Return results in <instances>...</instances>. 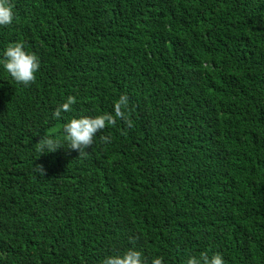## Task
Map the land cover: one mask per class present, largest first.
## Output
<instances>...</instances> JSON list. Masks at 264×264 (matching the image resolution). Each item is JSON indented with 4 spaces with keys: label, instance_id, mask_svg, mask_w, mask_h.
<instances>
[{
    "label": "trees",
    "instance_id": "1",
    "mask_svg": "<svg viewBox=\"0 0 264 264\" xmlns=\"http://www.w3.org/2000/svg\"><path fill=\"white\" fill-rule=\"evenodd\" d=\"M13 2L0 52L22 41L41 66L27 85L0 66V264H264V0ZM122 94L128 119L67 147L64 122Z\"/></svg>",
    "mask_w": 264,
    "mask_h": 264
},
{
    "label": "clouds",
    "instance_id": "2",
    "mask_svg": "<svg viewBox=\"0 0 264 264\" xmlns=\"http://www.w3.org/2000/svg\"><path fill=\"white\" fill-rule=\"evenodd\" d=\"M15 18V4L13 0H0V27L11 25ZM0 66L17 82L29 84L36 79V74L40 70L41 62L36 52L29 50L24 42L14 41L9 43L0 52ZM77 102L76 97L68 96L60 103L52 115L55 118H62L63 114L72 111L73 105ZM127 94H122L118 99L115 112L98 113L96 115H77L64 122L63 131L66 137L67 147L76 149L80 155H87L86 149L93 145L97 133L108 124H115L117 117L128 119L125 107L128 105ZM105 141L109 138L103 137ZM39 153L53 152L61 147L62 141L52 136H44L37 142ZM38 171L43 175L42 166H37ZM102 264H146V258L142 250L136 247H128L125 250L114 251L106 255ZM149 264H167L164 256H154ZM184 264H227L224 255L219 252L208 250L200 252L198 255H189Z\"/></svg>",
    "mask_w": 264,
    "mask_h": 264
}]
</instances>
